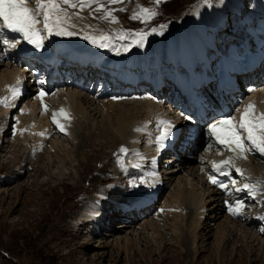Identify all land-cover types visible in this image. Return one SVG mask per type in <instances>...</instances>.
Returning <instances> with one entry per match:
<instances>
[{
	"label": "bare ground",
	"instance_id": "bare-ground-1",
	"mask_svg": "<svg viewBox=\"0 0 264 264\" xmlns=\"http://www.w3.org/2000/svg\"><path fill=\"white\" fill-rule=\"evenodd\" d=\"M35 1L39 6H42L44 8V10H42L41 16H39L40 7L36 9L33 7L28 8L29 5L26 3V0H15L13 6L10 8L9 12L7 13L12 15L11 19L7 18V14L4 17L0 18V68L3 69L2 71L0 70L1 71L0 72V138L1 137L4 138L3 136H1V134L5 129L7 116L8 117L10 116V120H11V114L14 112H15L13 116L14 122H17L18 125L13 127L14 129H16L18 133L17 135H15L16 145H14L15 144L14 143L10 147H13L15 152H17L16 151L17 145L21 147H25L26 149H28V151H25L28 157H31L32 155L30 156L29 154L33 153L35 155V158L36 157L39 158L40 156L37 155V151L40 154V151L47 153V151L49 152L50 150H53L55 153L59 154L60 149L57 146L60 137L59 139H55V137H57V135L61 136L60 134L65 135L66 138L76 142L77 143L75 146L76 148L78 147L79 142L82 141V139H84L83 137L87 135L85 134L84 136H82L83 133H85L83 131L84 128H86L90 134L94 133V135L96 134L99 136L98 138H103V139L113 136L112 134L114 133L115 135L113 137L115 139L112 141V144H114V146L115 144L116 145L119 144L121 146L126 147L127 153L125 156L127 160L125 162H127L128 166L149 164L152 167L151 171L148 174L149 177L148 183L144 187L146 189V194H145L146 196L145 197L135 196L136 191H138L139 188H137L135 192H130L128 187H124L123 188L124 190H122L120 189L121 188L120 186L115 188V185L110 187L108 189V192L106 193H103L104 189L102 191H99V195L98 192L93 189L94 190L93 196L96 197L97 199L106 200V202L108 203L106 205H109L110 202L111 204H113L115 202L120 203L122 201V203L118 204L115 208H121L122 212L124 211L125 214L128 211L131 212V210L134 209L135 207H142V205L145 204L146 201L145 198H148V204H149L154 200V195H157L160 192L161 182L159 180L158 182H156L158 178H157V173L155 172V167H156V160L160 156H162V154H160L157 151V146L151 148L150 142L154 143L155 145H158L160 148L172 147L174 146L173 136L174 134L179 132V130L176 129L179 125H182L183 123L181 127L183 126L188 127L192 132L195 128H199L200 125L190 122L189 118L187 117V112L185 110H180L179 107L177 106L170 105L171 103L170 101H168V104H166L168 111L167 112L165 111L166 107L164 106L160 107L149 100L139 101L140 98H138V100L135 101L138 102L137 104H139V107L141 108L143 114L139 116H132L127 114V116H124L117 110L115 112V109L120 108L119 105L121 104V101L101 100V99L94 100L91 97V95L88 94L87 92H81L77 89L66 87L64 89L62 88L59 91L54 90L56 92L51 98H49L50 101L48 102L47 94L51 91L53 87V82L51 78L52 74L50 75V77L49 76L46 77L47 78L46 88L44 89L42 87L28 88L27 83H30L31 81L32 78L31 74L26 68L22 66L24 65L23 63L22 65H20L19 62H15L12 59V56H10V59L7 58L2 59L3 54L1 55L2 53L1 45L7 43L8 46L11 48V51L14 53L15 47L20 41L38 42V39L40 38L41 35L40 33L41 26L46 30L54 31L57 34H60V36L62 37V42H67L69 40L67 37H70L74 40L77 39L87 40L88 42L92 43L93 46L105 47L104 51L99 52L95 57H92L91 60H89V62H92L94 66L108 65L110 68H112L114 66L116 53L123 55V53L129 51L126 49L125 46H123V44L119 45L120 50H116L118 46L114 44V40L107 34L109 28H107L105 24L101 23L102 25L99 26L98 24L91 22L90 18H92L93 16H97L96 14H88L84 8H78L79 10L75 12H71L70 10H67V8H64L59 13L57 11V12H53V14L51 15L50 11L53 10L55 5H58L59 0H35ZM224 1L227 2L229 7L233 6L231 10L237 9V5L234 4L233 0H224ZM29 10H31L36 14L35 15L37 19L36 25L35 22L30 21L32 20L30 16H26ZM209 13L210 12L208 8L198 7L197 10L193 11L192 14L193 17L191 19L187 17L185 21L181 23L179 29H176L175 33H173L168 39H166V41L162 42V44H158L157 47H154L151 50H149L156 55L157 62L159 58L173 60L175 63L182 62L184 64H190L192 66V71H193V68L196 66L197 58L203 62L204 67L206 68L208 64L212 60H215L216 56L219 55L220 58L217 59L219 64L218 69H223L225 71H228L231 67L236 66L238 59L241 57L240 54L236 52V50L232 49L230 52V56L229 55L222 56L220 52L219 53L217 52L215 45H213L214 44L213 36L212 38L207 37L205 33H204L205 35H201V36L197 35L196 30L203 27V25H201L199 22L202 21L203 24L205 19L207 20L211 19L213 21H215L214 19H217L212 16L209 17L210 16ZM98 20L104 21L103 19H101V17H99ZM9 22H10V29L7 27ZM26 25H28L27 29H26ZM260 25L261 27L260 28L258 27L259 29L257 28L258 32L251 31L250 33L254 37V45L257 49L256 50L257 52H255V54H250L248 53L250 52L248 48H244V45H242L243 58L245 57L246 58L243 61V65L238 66L235 69L236 72L238 73L245 72V76L243 77L245 79L248 78V80H250L251 77H253V75L257 76L256 73H259L261 70H264L263 67L261 66L262 64L264 66V62H263L264 21ZM23 26H24V33L22 37L10 35L9 31H17L20 27ZM217 26H219V24L212 25V27L214 28ZM204 31H200V32H204ZM5 35L8 36V39L4 40ZM45 35L50 36L49 34H45ZM246 44L249 45V42H246L245 46ZM207 48L214 50V53L210 58L206 56V51L208 50ZM47 55L50 54L47 52ZM234 55L236 57H234ZM62 60L63 63H61V66L64 68H70L75 66L79 67L78 65L83 63L81 57H76V64H73L68 57L62 58ZM109 60L111 61L110 64H108ZM121 60L124 61L126 65L125 67L128 69V71L123 74L124 81H128L130 77H134L133 71H135V69L139 71H143L144 69L153 67L152 64L141 60L137 55H128L125 56L124 59L121 58ZM121 60L117 59L115 68L119 69L122 67ZM259 61L260 62L262 61L261 65ZM55 63H56V57L52 56L51 61L38 63V66L39 67L44 66L46 67L47 71L53 72L54 70L56 71ZM256 64H258L259 67H256ZM83 66L85 68L84 63ZM161 73H162L161 71H158V74ZM230 75H232L231 76L232 81L220 80V85H224V84L226 86L231 85L233 86L231 90L220 89L216 84L218 93H221V96H224V94L228 95V92L233 91V89L237 87V81H235L234 80L235 78L233 77L236 75L235 72ZM194 78L196 80V84L193 88L186 85V81L180 80L178 77H174L173 80L174 82L180 84L181 86L186 85L187 87L185 91L192 93L196 99L197 97H199L200 101H202V98L198 96L197 90L202 85V82H206L208 79H210V76H208L207 74L205 79H203V78H197L194 75ZM138 82L139 81H137L136 78L134 81H132V83L134 84H137ZM259 82L260 84L256 85V87L253 86L251 87L253 88L251 90V92L253 93L252 100L250 102L251 105L249 104L250 106L247 105L242 109L243 110L242 116L239 120L242 119L243 121L242 123L237 125L241 128L242 135L245 136L246 139L250 142V144H248V146L245 148V152L247 153V152L255 151L256 153H259L264 156V80L261 79L256 80V83ZM248 83L250 85V81H248ZM151 86H153V88L148 92H146V94L142 95L141 97L142 99L155 93L160 89L161 83L159 79H155L151 84ZM143 88L144 87L138 89L134 87L133 89H130L129 97L134 94H137ZM244 89L241 90L244 91ZM47 90L48 92H46ZM174 102H176V100ZM196 105H202V103ZM253 105L255 106V108H257L256 110L252 109ZM123 106L124 108L126 107L125 105ZM107 108L110 110V113L111 112L114 113V116L113 115L111 116L113 117L112 119L108 117L109 115L106 111ZM136 109L137 106L135 107L133 106V110L137 111ZM104 111H106L108 116L106 115V117L104 116L102 117L104 121H100L97 123L98 128L96 129L91 128V122H93V120L95 119L96 114L99 112L102 113ZM256 111L258 112L257 115H255ZM36 112H38V115L36 114ZM170 114L173 116V119H170ZM28 115H29L28 125L30 124L29 127L32 128V130L30 128L28 130H31L30 132L31 136L36 135L37 137L36 139H34V136L33 137L29 136V138L26 137V135L23 136L22 128L19 129L20 128L19 124L22 123L21 117H25ZM181 115L182 118L184 117V119L180 121ZM140 116H143L144 118H141ZM154 117L157 119V123L155 125L152 124L151 121L152 118ZM186 120H188L190 123H187ZM246 120L247 123L245 125V123L243 122ZM49 121L55 124V127L57 129V135L55 137L53 135L54 138L52 139L48 138L49 139L48 142L44 143L45 142L44 139L46 137H49L50 134L52 133L51 131L53 130V128L51 129L50 127ZM107 125H110V127L109 126L107 127ZM153 127L155 132L153 131ZM108 131H110L111 133H109ZM155 133L157 134V137H155L156 135ZM142 138L144 139V143L147 142L146 144H148L146 148H143L145 151L144 154L140 153L139 151L143 143ZM186 142H187V138L180 143L179 149H181ZM3 143L5 142L0 143L2 145L1 148H3ZM201 145L202 148L205 149V151H203L199 155L198 160L194 159L193 155L197 151L196 149H198ZM210 147L211 144L208 140V137L204 138L203 136H201L200 139L195 140V143L192 147L187 146L185 150L179 152L181 162L173 163L172 167L166 172V174H164L169 176L168 177V183H169L173 180V178H175L174 176L176 175L177 172L184 169V167L182 166V160L188 157L189 159L196 161V166L192 168L189 171V174L187 175L189 178L197 179V183L199 185L198 190L195 188V185H191V184L187 185L189 186V188H187V186L185 185H180L178 189L176 188L175 190L169 193L168 199L166 201V205L168 207L167 212L171 216H173L174 219L176 218L175 217L176 215H174L173 210H176L181 222L186 221L193 225V228L191 227L192 229L187 228L186 230H183V229H179V225L176 223H175L176 225H174L173 227V222H172V224L169 225L168 228L170 234L171 233L175 234V239L176 241L178 240L179 247L182 248L180 249L181 251L179 255L180 258L183 259L184 261H187V259L185 258L191 255L192 252H195L197 255L204 253L202 249L207 245L205 244V241L208 240L209 237H212L211 228H209L210 226L200 227V218L202 217L201 215H204L203 223L206 225H210L213 221H216L220 215L223 214L224 210H223V205L221 204V196L216 191V190H221L222 188L220 189L215 188L216 190H214L209 186L211 184V172H213L214 174L217 173V170L214 169L216 165L217 164L225 165V167L222 169V174L226 173V171L229 168L228 165L230 164L231 173H238L243 177L246 176L247 174H251L257 177L256 181H259V179L261 181H264V172H262L264 171L263 168L264 161L261 160L260 158L257 159L251 156L250 154L245 155V153H243L242 155L234 156L231 155L228 151L223 153L220 151H215L213 149H210ZM34 151H36V153H34ZM175 152L176 150L174 151V153ZM175 156L178 155L175 154ZM63 157L64 156L62 155L59 157L60 162L65 164L64 162L68 160ZM19 158H20L19 154L13 153V157L8 163L15 162ZM115 159L119 160L117 161V163H119L120 161L122 162V159L124 158L116 157ZM51 162L54 163V161H51L50 158L49 166L47 170H49V167L51 166L50 165ZM69 165L71 166L70 161H69ZM4 166H6V164ZM4 166H0V169L5 168ZM73 168L74 166H72L70 170H72ZM82 169L84 171L83 172L84 174L88 173L87 164L84 167H82ZM116 171L117 170L115 169L113 171H110L109 174L107 173L98 178L96 176L92 178V180L99 181V183L100 182L105 183L108 182L111 178H115L114 179L115 182H119L117 181L118 179L116 180V178H118L119 176L123 177L124 174L120 170H118L117 172L120 175H116L115 174ZM72 173H74L72 175L76 178L77 173H75V171ZM48 174L49 177L55 179L53 188L63 184L64 179L62 178V175H56L55 177H53L52 173H48ZM78 178L80 177L78 176ZM33 180H34L33 182L37 186L38 185L42 186L44 184L43 180L38 184H37L38 179L37 181L35 178ZM66 180H68V178H66ZM163 180L166 179L163 177ZM230 182H233L232 177ZM165 186H166L165 184L162 185V190L164 189ZM53 188L49 190L50 191L49 193L51 195H53V191H54ZM125 189L127 191L123 193ZM234 189H235L234 197H229L232 200V210L235 213L232 214V216H229L232 219L236 218L237 213L241 209L244 215H246L245 208L242 207L244 206L243 201L244 204L247 206L248 204H250L249 202L250 198L246 199V197L243 196V200L240 201L244 189L250 191L245 196L250 195L251 197L257 196V193L262 190L261 188H259L258 185L256 187H253L252 184L249 182L245 183L242 187L236 186ZM35 192L37 196H41L42 192H39L37 190ZM92 200H94V198L88 200V203L83 208H81V211L79 213H77L78 220H76L75 222L78 223L79 226L88 224L90 222L96 224L97 220H99V218L97 217L103 215L98 211V209L94 208L93 206H89ZM94 201L97 202L96 200ZM209 203L212 204L213 208L210 207L207 209V205H209ZM40 205L37 202L34 206H40ZM170 207L174 209L171 210ZM146 208L148 207L142 208L141 211ZM110 209H112V206H110ZM110 209L107 210V212L110 211ZM191 214H193L192 219H191ZM124 215L122 216L121 214L118 213L111 218V219H117V221H119V226L117 227H124V228L126 227V223H125L126 219L123 217H126L127 214L125 216ZM104 217L107 220H109L108 219L110 218L109 213L105 214ZM104 217L102 221L105 220ZM164 217L166 218V216ZM229 217L227 216L224 217L225 227L222 228V230H220L218 226L215 227L216 230L219 229L217 230L219 234L216 237L217 250L214 256L217 260L221 256L225 255L224 251L226 248L224 247V245L227 244L228 241H230V239H235V240L239 239L237 237L235 238L237 234L240 235L238 237H241V234H243V237L244 238L247 237V240L248 239H251L253 241L259 240L262 241L261 243L264 244L263 241L264 238L259 236L257 233L252 231L251 233L246 232L247 230L249 231V229L252 228L253 226H257L256 222H249V220H247L249 226L251 227L245 225L243 226L242 223H238L237 221H234V219L232 220ZM79 218L81 220H79ZM262 220L264 222V217L260 216L257 221L261 223ZM149 223H152L151 225L148 226L150 227V231L153 234L155 232L158 234L156 238L159 241H164V243L168 242L165 239L160 240L161 238L160 234L162 233L166 235L167 232L164 226H162V224H159L157 219H155V221L152 220ZM237 226L239 227V230L236 228ZM199 227L200 229L198 231L197 228ZM143 229L147 233V230L145 228ZM233 233L235 234L232 235ZM214 236L215 235H213V237ZM242 238H241L242 246L239 245L240 250H238L239 254L242 255L244 252L247 251L251 253L253 250H251V248L249 247H245V245L243 244L244 241L242 242ZM199 242L200 244H198ZM122 243L123 242L116 239L113 246L120 247ZM150 243H152V247H154L155 250L160 251L165 249L164 246L162 247V245H157L156 240L154 239H150ZM123 244H125V242ZM167 252L176 253L172 250H169ZM231 252L237 253V249L236 248L231 249ZM238 258L240 259L241 256ZM196 260L197 258L194 259V262ZM174 261L176 264L183 263V261H181L180 259L179 260L174 259ZM238 262L236 264H238ZM191 263L192 262L187 264H191Z\"/></svg>",
	"mask_w": 264,
	"mask_h": 264
},
{
	"label": "rangeland",
	"instance_id": "rangeland-1",
	"mask_svg": "<svg viewBox=\"0 0 264 264\" xmlns=\"http://www.w3.org/2000/svg\"><path fill=\"white\" fill-rule=\"evenodd\" d=\"M263 1L264 0H233L234 4L237 5V11L231 10L233 6L229 7L224 0H88L82 3L88 5L85 9L88 14L97 15L90 18L91 22L96 23L99 26L105 24L107 28H109V32L117 30L118 32L115 31L113 34L116 33L115 36H119V40H123L124 42L133 37L137 38L136 40H133L135 41L133 47L143 50L162 44V42L166 41V39L175 33L176 29H179L181 23L185 21L187 17L189 19L193 17V11L197 10L198 7H206L209 8V12L211 11L209 17H211L212 14V16L217 19L213 18L215 21L205 19L203 24L202 21L199 22L203 27L196 30L197 35H205L207 31H212L214 29L212 25L219 24L215 29L220 30L223 26L219 18L220 16L226 21V25L228 24L229 28H231V31L228 35H225V37H230L231 39L237 37L231 45V48L236 47L239 49L245 31L250 29L251 31L258 32L256 29L258 26L259 28L261 27L260 23L264 18V3L262 7ZM32 2L34 1L30 0V4H33ZM89 5L92 6L91 9ZM72 8H75L76 11H78V8L81 7L76 6L75 4ZM228 11L235 14V17L231 16L229 18L228 16H230L231 13L228 15ZM217 13L219 15H216ZM99 17L104 21L98 20ZM107 34L112 39H115L112 34ZM219 35L220 33L215 35V42L216 39L221 41L222 37H219ZM206 36L208 37V35ZM212 36L210 38H212ZM253 40V37H250L248 40V42L250 41L249 50L255 54L257 49H255ZM246 42L247 41H245V43ZM245 43L242 45H244V48H247ZM216 45L218 46L217 42ZM126 49L131 50L132 47H126ZM228 52L229 50H226L223 53L227 54ZM230 52L228 53L229 56ZM2 54L3 53H1V55ZM234 57L236 56L234 55ZM2 59H4V56H2ZM213 65V69L217 68L216 63H213ZM0 70L2 71L3 69L0 68ZM261 74V77L264 76V71ZM79 78L80 76L77 75V78L75 79L78 80ZM36 83L37 82H33L28 86L30 87L32 84L38 86ZM54 85L55 88L49 93L50 98L55 93L54 90H61L64 88L60 78L54 79ZM252 86L253 85L249 87L250 90L253 89L251 88ZM76 87L79 90H82L84 86L78 85L77 83ZM248 90V88H245L244 93ZM250 97L251 95L247 98L249 99ZM250 102L251 100H245L242 103L240 106L241 111L239 117L236 116L238 120L242 116V109L249 105ZM137 103L138 102L135 100L121 101V104L119 105L120 108L115 109V112L117 110L124 116H127V114L132 116L142 115L143 112ZM123 105L126 107L124 108ZM133 106H137L136 110L138 112L133 110ZM107 109L106 111L109 116L106 111L97 113L98 115L96 114L95 119L91 122V128H98L97 123L104 121L102 119L103 116L106 117L107 115L109 118H113L111 116H114V113H110V110ZM14 113L11 114V120L10 116H7L5 129L1 134L4 138H0V143L5 142L3 143V148H1L2 145L0 144V166L6 164V166H4L5 168L0 169V264H176L174 259H180L183 261L182 264L190 262H192L191 264H236L238 261H240L238 264H264V244L261 243L262 241L247 240V237L244 238L243 234H241V237H238L240 235L237 234L235 238L237 237L239 239H230V241L224 245L226 248L224 251L225 255L218 258V260L214 257L217 250L216 237L219 234L217 230H222V228L225 227V215L223 214L210 225L203 223L204 215L200 214L202 216L200 218V227L210 226L209 228H211L212 237H209V239L205 241V244L207 245L202 249L204 253L197 255L195 252H192L191 255L185 258L187 261L180 258L179 253L182 248L179 247L178 240L176 241L175 239V234H170L168 231L169 225L173 222V227L178 224L179 229L183 230H186L187 228L192 229L193 225L185 220L186 224L185 222H181L176 210H173L174 208L170 207L171 210L174 211V215H176V218L174 219V217L167 212L168 207L166 201L169 193L176 188L178 189L180 185H195V188L198 190L199 185L197 179L189 178L187 175L189 174V171L196 166L195 160L189 159L188 157H186L187 159L185 158L182 160V166L184 169L177 172L174 176L175 178L169 183V176L164 175V178L166 179L164 180V184L166 186L158 193L159 195H154V200L161 195L157 208L158 211L146 214L139 213L138 210L140 211L142 208L148 207V198H145L146 201L142 207H135L133 209L139 213V217L138 214L134 212L126 213L127 216L123 217L126 219V227H117L119 226V221L111 218L118 213L121 214L120 211H122V209L115 207L118 204H121L122 201L113 204L110 202L109 205L112 206V209H110V206L106 205L108 204L106 200L97 199L93 196L94 190L97 191L99 195V191L104 189L103 193H106L110 187L115 185V188L120 186V189L124 190V187H128L130 192H135L137 188L133 185H135L134 181H136V176L133 175V170L129 172L130 174L126 178L124 176L116 178L119 182H115V178H111L105 183H99V181L92 180V178L96 176L98 178L107 173L109 174L110 171L115 169L117 171L120 170L125 174L124 172H126L127 169L123 163L127 160L125 156L127 150L125 146L119 144H115L114 146V144H112V141L115 139L113 137L115 134H112V138H104V140L103 138H98L99 136L96 134L94 135V133L90 134L88 130L84 128L83 131L85 133H83L82 136L85 134L87 135L83 137L84 139H82V141L79 142L78 147L75 148L77 143L66 138L65 135H57L55 124L50 122V124L52 123L53 130L49 138L52 139L56 135L57 137H55V139H59L60 137L57 146L60 149L59 154L55 153L53 150H50V153L48 151L47 153L40 151V154L37 151V155L40 156L39 158H35L33 153L29 154L30 156L32 155L31 157H28L25 152L28 151V149L25 147L17 145V152L14 151L13 147H10L14 143V145H16L15 135L18 133L12 129L15 125V123H13ZM235 113L237 114V112ZM36 114L38 115V112H36ZM140 117L144 118L143 116ZM21 120L23 124H19V129L22 128L23 136L26 135V137L29 138V136H31L29 132L32 130V128L29 127L30 124L28 125L29 115L21 117ZM186 122L190 123L188 120H186ZM108 126L110 127V125H107V127ZM29 128L31 130H28ZM108 132L111 133L110 131ZM33 136L34 139L37 138L35 135ZM48 140L49 139H46L44 143H47ZM120 150H122L121 154L118 153ZM196 150L197 151L194 153L193 157L198 160L199 155L205 151V149H203L201 145ZM139 151L144 154L145 151L143 146L140 147ZM13 153L19 154L20 158L15 162L8 163L12 159ZM34 153H36V151H34ZM61 155L68 160L64 162L65 164L60 162L59 157ZM49 157L54 163L51 162V166L49 167V170H47L49 166ZM116 157H122L124 159H122V162L120 161L117 163L119 160L115 159ZM69 161L71 166L69 165ZM86 164L88 173L84 174L82 167ZM72 166H74V168L70 170ZM74 171L77 173L76 178L72 175L74 174L72 173ZM117 171L115 174L120 175ZM164 171L165 170L162 169V173H164ZM48 173H52L53 177L56 175H62V178L64 179L63 184L53 188L55 179L49 177ZM78 176L80 178H78ZM34 178L36 181L38 179L37 184L42 180L44 184L42 186H37L33 182ZM66 178H68V180H66ZM52 188L54 189L53 195L49 193V190ZM187 188H189V186H187ZM36 190L42 192L41 196L36 195ZM139 190L136 191L135 196L145 197L146 189L144 188V192ZM126 191L127 190L125 189L123 193ZM93 198L97 202L92 200L89 206L98 209L103 215L97 217L99 220H97L96 224L90 222L88 223L89 225L84 224L79 226L78 223L75 222L78 220L77 213H79L81 208L88 203V200ZM37 202L41 205L34 206ZM210 204L211 203L207 205V209L210 207L213 208L212 204ZM256 208L258 213H264V196L263 201L261 204H258ZM109 209L110 211L107 212ZM107 213H109L110 216V218H108L109 220L104 217ZM255 214H251L249 209V220L255 219L257 217ZM164 216H166V218ZM103 217L105 219L104 221H102ZM192 218L193 214H191V219ZM155 219H157L158 223L162 224L167 230L166 235L162 233L160 234V240L165 239L168 242L164 243V241H159L156 238L158 234L156 232L153 234L150 231V227L148 226L152 223L149 222L152 220L155 221ZM235 219H237V216ZM79 220L81 219L79 218ZM244 225L245 223L243 226ZM256 225H258V221H256ZM217 226L219 229L216 230L215 227ZM200 227L197 228L198 231ZM143 228L147 230V233ZM236 228L239 230L238 226ZM263 230L264 222L259 225L256 230L250 228L249 231L247 230L246 232L251 233L252 231L264 238V236L261 235V233L264 232ZM234 234L235 233L232 235ZM213 235H215V238ZM241 238L242 242L244 241L243 244L245 247H249L253 250L251 253L247 251L242 255L239 254L238 250H240L239 245H241ZM116 239L123 243L125 242V244L122 243L120 247L113 246ZM150 239L156 240V244L162 245V247L164 246L165 249L160 251L155 250V248L152 247V243H150ZM198 244H200V242ZM235 248L237 249V253H232L231 249ZM168 249L174 252L178 251L176 253H168ZM240 256L241 258L239 259L238 257ZM195 258H197V260L194 262Z\"/></svg>",
	"mask_w": 264,
	"mask_h": 264
}]
</instances>
